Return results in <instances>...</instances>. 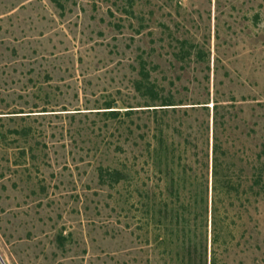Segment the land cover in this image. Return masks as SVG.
Instances as JSON below:
<instances>
[{
    "label": "rangeland",
    "instance_id": "374dc122",
    "mask_svg": "<svg viewBox=\"0 0 264 264\" xmlns=\"http://www.w3.org/2000/svg\"><path fill=\"white\" fill-rule=\"evenodd\" d=\"M214 131L248 185L264 0H0L5 264H192L205 238L209 261ZM246 195L225 264H264V196Z\"/></svg>",
    "mask_w": 264,
    "mask_h": 264
},
{
    "label": "trees",
    "instance_id": "16d2710c",
    "mask_svg": "<svg viewBox=\"0 0 264 264\" xmlns=\"http://www.w3.org/2000/svg\"><path fill=\"white\" fill-rule=\"evenodd\" d=\"M141 74L145 79L148 76V72L144 68L141 69ZM136 85H146L148 82H144L142 79L136 80ZM149 85V84H148ZM151 88L150 86L148 89ZM153 98V97H150ZM172 103H161L160 105H168ZM218 101L213 102V107L217 108ZM110 107V106H107ZM156 109V108H153ZM107 112L110 114H116L117 110L110 109ZM217 122L216 117L214 123ZM217 125V124H216ZM212 156H211V198L210 208H208L207 202L205 203V213L210 211V257L207 261V238L202 244L192 242L189 246V257L192 264H225L223 260V253L229 252V248L235 245L233 243V235L231 230L233 227L239 225L238 221L241 220V207H244V202H241L242 195L249 198L247 193L263 195L264 196V150L256 157V162L253 164L254 171L251 173V180L248 185H245L246 178L243 177V173L236 172V169L230 167L226 162V150L222 148L220 140L216 132L214 131V137L212 142ZM108 170V169H107ZM110 171V170H108ZM115 173H121L117 169H113ZM112 172V173H113ZM247 181V180H246ZM229 198V202L224 205V198ZM234 200L239 201L238 208L230 214L227 209L228 204L234 207ZM245 208V207H244ZM234 210V209H233ZM167 215V214H166ZM177 224L181 223V216H176ZM238 245V243H236Z\"/></svg>",
    "mask_w": 264,
    "mask_h": 264
},
{
    "label": "water",
    "instance_id": "95a60500",
    "mask_svg": "<svg viewBox=\"0 0 264 264\" xmlns=\"http://www.w3.org/2000/svg\"><path fill=\"white\" fill-rule=\"evenodd\" d=\"M0 261L2 262V264H5L4 262H3V260H2V258L0 257Z\"/></svg>",
    "mask_w": 264,
    "mask_h": 264
}]
</instances>
